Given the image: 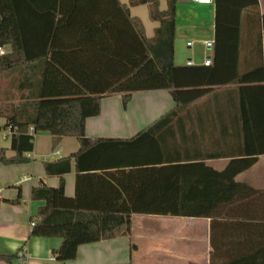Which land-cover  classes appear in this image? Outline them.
Masks as SVG:
<instances>
[{"label":"trees","instance_id":"16d2710c","mask_svg":"<svg viewBox=\"0 0 264 264\" xmlns=\"http://www.w3.org/2000/svg\"><path fill=\"white\" fill-rule=\"evenodd\" d=\"M251 3L257 0L243 1L237 13ZM137 4H147L149 17L159 22L150 37L141 19L130 15L129 6ZM175 4L167 0L161 9L159 0H0V47L10 46L0 51V80L9 79L12 96L19 97L17 103L0 102V116L11 133L9 148L0 147V162L28 161L36 131H48L53 147L67 135L79 141L77 151L44 161L46 173L62 175L74 157L73 196L65 193L63 178L57 186L31 188L32 198L44 202L29 235L60 236L54 250L58 260L74 258L81 243L129 235L133 213L214 217L223 205L256 191L235 179L256 156L232 158L219 170L203 160L176 159L160 145L152 127L127 138L85 133L86 118L99 114L105 94L121 93L126 105L135 90L166 88L175 102L163 113L170 116L194 113V101L231 82L230 74L216 70L218 37L212 63L174 62ZM230 27L238 30V25ZM92 152H97L94 162L87 163ZM102 152L112 154L114 161L99 162ZM103 180L115 183L110 193L122 197L83 201L87 192L81 184L96 186L92 190L102 194L97 186ZM14 257L0 252L7 262ZM260 257L264 259V249L220 262L211 258L210 264H247Z\"/></svg>","mask_w":264,"mask_h":264},{"label":"crops","instance_id":"0c3cea01","mask_svg":"<svg viewBox=\"0 0 264 264\" xmlns=\"http://www.w3.org/2000/svg\"><path fill=\"white\" fill-rule=\"evenodd\" d=\"M243 1L220 0L217 5L215 0H176L174 62L187 64L191 59L193 64H202L205 55L213 62L218 37L216 70L232 78L194 101L190 106L194 113L163 116L175 105L166 88L135 90L126 105L122 94L115 92L101 97V110L86 118L85 133L89 137L127 138L152 127L160 145L176 159L203 160L219 170L232 158L256 156L251 166L235 176L255 193L223 205L214 217L133 213L129 235L81 243L74 258L58 260L54 250L61 244L60 236L29 235L30 222L44 202L32 198L31 188L43 183L57 186L63 178L65 193L73 196L77 175L74 157L71 169L62 175L46 173L44 161L77 151L79 141L67 135L53 147L48 131H36L33 149L26 153L28 161L0 162V252L15 254L11 262L0 259V264H113L129 259L132 264H210L211 258L220 262L241 252L264 249V0L237 13ZM166 6L167 0H159L161 9ZM129 12L141 19L147 36L154 34L159 22L149 17L147 4L130 5ZM234 25L238 30L230 27ZM207 40L213 41L211 47L205 46ZM1 50L9 51L10 46ZM7 89L8 93L0 94V102L17 103L19 97L12 96L9 79ZM157 121L165 123L155 124ZM4 124L5 117L0 116V147L9 148L11 133ZM29 131L33 132L30 126ZM96 154L92 152L86 162L93 163ZM101 155L99 162L114 161L112 154ZM98 185L102 194L92 190L96 186L81 184L87 192L82 200L115 201L122 197L110 193L115 183L103 180ZM21 248L25 255L19 254ZM247 264H264V259Z\"/></svg>","mask_w":264,"mask_h":264},{"label":"built area","instance_id":"2783aa9c","mask_svg":"<svg viewBox=\"0 0 264 264\" xmlns=\"http://www.w3.org/2000/svg\"><path fill=\"white\" fill-rule=\"evenodd\" d=\"M193 1H195V2H199V3H210V2H212L213 0H193ZM192 42L191 41H188L187 42V44H191ZM204 44H205V46H207V47H211L212 45H213V41L212 40H207V41H205L204 42ZM0 51H2L1 50V47H0ZM212 62V59H211V56H209V55H205V57H204V59H203V61H202V64H210ZM194 62L191 60V59H188L187 60V64H193ZM30 128L31 129H33V127L32 126H30ZM31 225H33L34 224V221L33 220H31ZM19 254L20 255H25V250H24V248H21L20 250H19Z\"/></svg>","mask_w":264,"mask_h":264},{"label":"rangeland","instance_id":"374dc122","mask_svg":"<svg viewBox=\"0 0 264 264\" xmlns=\"http://www.w3.org/2000/svg\"><path fill=\"white\" fill-rule=\"evenodd\" d=\"M7 79H1L0 80V94L2 92H4L5 94L8 93V89H7Z\"/></svg>","mask_w":264,"mask_h":264}]
</instances>
